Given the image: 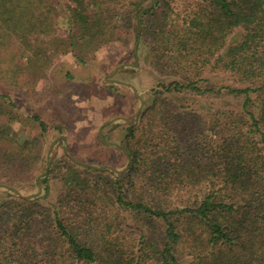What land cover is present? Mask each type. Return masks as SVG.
Returning a JSON list of instances; mask_svg holds the SVG:
<instances>
[{"label": "trees", "instance_id": "16d2710c", "mask_svg": "<svg viewBox=\"0 0 264 264\" xmlns=\"http://www.w3.org/2000/svg\"><path fill=\"white\" fill-rule=\"evenodd\" d=\"M153 1L0 0L8 178L31 172L50 135L12 89L133 34L156 78L124 130L125 172L66 155L45 168L44 194L0 188V264H264V0Z\"/></svg>", "mask_w": 264, "mask_h": 264}, {"label": "rangeland", "instance_id": "374dc122", "mask_svg": "<svg viewBox=\"0 0 264 264\" xmlns=\"http://www.w3.org/2000/svg\"><path fill=\"white\" fill-rule=\"evenodd\" d=\"M175 1L178 8L183 9L193 0ZM136 42L133 34L129 44L116 42L105 46L85 67L79 65L72 55L62 56L35 91L14 88L8 92L20 113L39 115L47 122L50 135L44 142L40 161L32 166L31 172L10 178L8 173L0 172V185L11 186L9 182L15 178L22 194H36L39 192V187L35 186L38 179L66 155L87 166L128 168V161L119 147L129 123L111 121L124 117L138 123L141 103L129 84L134 85L145 101L156 81L144 55L140 51L136 56L132 55ZM67 72L72 78L66 75ZM6 91V87L0 84V93ZM51 184L46 201H54L61 189L58 181ZM44 193L45 188L41 194Z\"/></svg>", "mask_w": 264, "mask_h": 264}, {"label": "water", "instance_id": "95a60500", "mask_svg": "<svg viewBox=\"0 0 264 264\" xmlns=\"http://www.w3.org/2000/svg\"><path fill=\"white\" fill-rule=\"evenodd\" d=\"M155 1L156 0H154L153 1V4L155 3ZM151 7V6H150ZM147 8V7H146ZM146 8H144V10L146 9ZM141 14H142V12H141ZM140 14V15H141ZM136 54H137V51H136ZM124 66H127V65H124ZM124 66H122V67H119L115 72H114V74L115 73H117L120 69H122ZM129 66H134V65H131V64H129ZM136 66V65H135ZM130 86H131V88L134 90V92H135V94H136V96L139 98V100H140V103H141V106H140V108H139V110H138V116H139V114H140V112H141V110H142V108H143V106H144V103H145V101H144V98L138 93V91L136 90V88L134 87V85L133 84H129ZM118 120H125L126 122H128L129 124H132V122L129 120V119H127V118H124V117H117V118H114L111 122H115V121H118ZM110 122V123H111ZM62 138H64V136H62ZM50 166V162H49V165H48V167ZM98 169H110V170H112V171H114V172H116V173H122V172H125L126 170H127V168L126 169H124V170H118V169H116V168H114V167H112V166H102V167H98ZM40 179V178H39ZM39 179H38V187H39V192L38 193H36V194H33V195H24V194H22L18 189H16V188H14V187H11V186H2V185H0V187H5V188H7V189H10V190H13L14 192H15V194H17L19 197H21V198H23V199H31L32 197H36V196H39L40 194H41V192H42V186H41V184L39 183Z\"/></svg>", "mask_w": 264, "mask_h": 264}]
</instances>
